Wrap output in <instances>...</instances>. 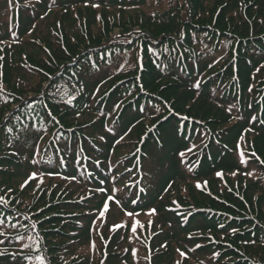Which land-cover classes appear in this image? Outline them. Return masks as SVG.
I'll use <instances>...</instances> for the list:
<instances>
[{"label":"rangeland","instance_id":"1","mask_svg":"<svg viewBox=\"0 0 264 264\" xmlns=\"http://www.w3.org/2000/svg\"><path fill=\"white\" fill-rule=\"evenodd\" d=\"M77 1L13 0L15 12L18 13V18H16L18 21L6 27L3 23L5 18L0 15V22L4 26V28L0 27L2 33L0 36V41H2L0 42V55H5L8 49L10 54H14L17 59L25 61L23 69L32 74V77L28 79L33 80L22 95L12 92L3 83V80V82L0 81V92L4 95V101L0 99V162L4 169L2 175L14 176L10 181H5L6 184L11 182L10 185L14 192H9V196H7L9 188L0 191L2 196L0 202L4 205L7 204L5 206H8L10 210L9 218L0 215L1 225L13 227L12 231L20 232L17 237L26 236L24 248L21 249L26 251L30 245L29 239H31L28 237L34 238L33 235H36L45 239L51 238L59 232L66 233L61 234L63 235L62 239L54 243L57 247L44 252L46 260H43L46 263L43 261V264H55L57 261L59 264H69L70 262L74 264H249L250 258H264V163H262L264 161V144L261 143L262 137L260 135L264 133V122L262 124L250 123L244 115H241L242 110H246L241 102L237 108H230L228 103H223L217 98H210V100L204 98L206 104L198 107V104L202 102H196V94L187 90L186 86L173 84L174 81H177L176 79L165 78L160 81L157 79L159 75L156 76L157 82L155 81L154 85L161 88L162 92H175V94H171L174 98L177 94V96H187L186 93L191 94V96H187L191 100L188 99L189 101L185 103L180 101L183 103L184 115L180 117L176 114L181 121L185 122L184 126L199 128L206 140L202 138L196 147L186 145L185 148V152L188 149L191 150L190 153H187L190 156L184 155L187 158L186 164L189 165L193 161L198 162L197 171L189 172L186 169L181 172V176L171 185L169 190L162 194L158 193L151 202L144 198L146 204L143 206L137 203L136 207L133 208L131 205L130 196L136 193L134 190L130 191L129 196H121V194H117V184L91 179L84 180V178H82L84 187L79 189L75 186L79 181H71L72 175L68 174L62 180L56 177L59 174L51 171L52 167L43 163H30L28 158L25 159L20 156L23 150L19 148V142L15 139L17 128L16 124L11 121V117L22 106L28 103L34 105L36 100L46 96L52 78L62 77L63 72L71 65L66 63L74 51H69L64 44L62 26L70 25L74 28L75 25L85 22V13L88 8L93 10L87 13L88 16L94 11H96L94 12L96 17L105 16L108 19L112 15L109 10H106L107 8L94 7L91 4L76 5V3L89 0ZM136 1L141 2L138 11L143 14L157 0ZM213 1L217 2V0ZM95 2L97 0H92L91 3ZM64 4L72 6L67 9L60 8ZM81 11L83 14L80 13ZM122 11L130 14L128 10ZM175 12L173 7L161 13L160 16L169 17L171 22L174 20L175 14L181 13L180 11ZM64 13H66L65 16ZM70 18L72 19L67 21ZM219 19L216 10L211 11L210 9L208 16L201 22L191 20V23L202 24V28L205 27L204 25L214 28L218 32V38H221L222 41L230 40L233 42L232 45L227 42L223 43L225 52L223 56L216 58H220L216 63L211 64L212 67L207 79L221 75V78L231 80V83H238L240 88L246 87V90L243 89V93L248 95L250 101H258L257 103L264 101V72L258 73L263 64L252 60L244 61L243 58V60L237 59L240 55L238 49L242 40L237 38L236 31L216 27L214 24ZM235 21L237 22V19H232L231 24L236 23ZM244 22L248 21L244 20ZM124 28L125 26L111 30L110 37L115 38L119 34H124L125 31L121 30ZM89 29L94 34L99 33L98 26H92ZM184 29H187L186 24ZM128 30L133 34H138V37L143 35L140 33L142 30L139 26L128 27ZM23 35L24 40L22 41L20 39ZM144 35L151 37L149 32H145ZM68 39L74 43L71 40H75L74 37ZM98 40L99 35L93 39V41ZM164 40V38L160 40L161 44ZM15 42L17 43L14 44ZM86 43L92 42L74 45L72 49L79 51L84 48ZM143 43L149 47L148 40H144ZM133 46L134 48H142L139 41L133 43ZM50 47L51 50H49ZM243 49H246L245 46ZM55 50L58 51L59 58H49ZM130 51L134 50L131 49ZM87 53H89L88 50L83 53V56ZM28 56H31L32 59L36 58L35 61L48 56L45 65L51 63L50 71L33 68L28 61ZM95 62L98 63L99 61L96 60ZM145 62V59L141 61L142 64ZM239 63L245 64L249 70L238 65ZM65 64L66 66L60 69ZM116 65L117 62L112 66ZM110 70H112V75L116 71L114 68ZM107 73L103 78L108 75ZM0 75H2V71H0ZM118 77L123 78L122 76ZM110 80L108 85L118 81L116 78ZM164 84H167L166 88H162ZM37 86L41 88L40 93L38 91L32 92ZM139 86L142 87L140 80ZM177 101L180 105L178 99ZM210 104H214L223 110L226 120L219 118V112H215L214 108L208 106ZM166 107L169 109L171 105L166 102ZM207 107L212 112H208L207 116L204 117L202 115ZM24 110L31 109L25 108ZM172 111H176L175 108ZM48 113L51 116V112L48 111ZM160 114L159 112L153 113L150 115L152 118H142L139 127L155 131L159 123L164 124L166 121V117ZM182 123L179 122L178 126ZM18 125L24 128L21 123ZM214 130L219 131V133ZM87 131L89 130L87 129ZM126 136L117 139L118 144L115 150L121 155L127 153L125 144L135 138L133 135L132 139ZM148 137L149 135H146L139 140L136 152L131 157H139ZM208 140L211 143L214 140L221 146L216 156L217 162L221 163V159L225 157L227 158L226 163L233 169L229 170V168L217 166L213 176L202 178L196 173L202 166L204 168L205 165L209 166L214 162L211 151L207 153L210 144L203 146L205 145L204 141ZM28 142L30 146L26 145L24 152L29 151L33 145L32 141ZM22 145L25 144L22 142ZM197 148L199 149L195 152ZM115 153L117 154V152ZM21 165L30 171L28 174L30 176L25 180L27 183H22L25 174L23 167L17 169L15 175L8 172L12 171L10 170L11 167L18 168ZM33 173H35L34 177ZM218 173L220 175H217ZM47 174L50 175L47 176ZM19 185L23 188H20ZM110 196L112 199H109ZM21 200L30 203L32 208L28 211L14 208L12 203ZM106 203L108 205L107 210H105ZM150 203L151 205H149ZM152 210L155 211L152 212ZM203 219H205L206 225L210 224L211 226L206 228ZM25 220H28L27 222L31 225L33 232H30L31 230L24 225ZM233 222L235 224L230 225ZM134 224L135 231H133ZM54 231L56 233H53ZM35 245L36 248H33L31 252L23 253L21 250H14L20 252V254L14 255L16 263L41 264L42 258L40 257L43 254L44 245L40 247L37 243ZM198 245L199 247H197ZM181 252L185 253V256L182 257Z\"/></svg>","mask_w":264,"mask_h":264},{"label":"trees","instance_id":"2","mask_svg":"<svg viewBox=\"0 0 264 264\" xmlns=\"http://www.w3.org/2000/svg\"><path fill=\"white\" fill-rule=\"evenodd\" d=\"M91 2L92 0L79 2L76 5L91 4L94 7L107 8L106 10L112 13L111 17L108 19L105 16L96 17L94 15L96 11L91 12L88 16L87 13L93 11L88 8L85 13V22L75 25L74 28L70 25L62 26L64 44L69 51H74L66 63L71 65L63 72L62 77L52 78L46 96L36 100L34 105L28 103L22 106L11 117V121L16 124L17 128L15 139L19 142V148L23 150L20 156L25 159L28 158L30 163H43L52 167L51 171L59 174L56 177L62 180L68 174L72 175L71 181L78 180L79 185L75 184V186L79 189L84 187L82 178L117 184V194H121V196L128 195L132 190L139 193L143 189L144 193L141 192V194L148 195L146 201L151 202L158 193L162 194L169 190L171 185L181 176V172L186 169L189 172L197 171L198 162L193 161L189 165L186 164L187 158L184 155L190 153L191 150L188 149L185 152V148L186 145L196 147L202 138L205 139L199 128L184 126L185 122L180 119L185 113L182 102L191 100L187 97L191 94L186 93L187 96H177L176 93V98H174L171 94H175V92H162L161 88L154 85L157 79L160 81L165 78L176 79L177 81H174L173 84L186 86L187 90L196 94V102H202L198 104V107L206 104L204 98L208 100L217 98L223 103H228L230 108H237L241 102L243 108L246 109L242 110L241 115H244L250 123L262 124L264 122V101L259 103H257L258 101H250L248 95L243 93V89L246 87L240 88L238 83H231V80L221 78V75L207 79L212 67L211 64L216 63L220 59L216 58L223 56L225 52L223 43L227 42L232 45L233 42L230 40L222 41L221 38H218V32L209 25H204L205 27L202 28L203 25L200 23H191V20L201 22L208 16L210 9L211 11L216 10V15L220 19L214 25L224 27L225 30L236 31L237 38L242 40L238 49L240 55L237 59L252 60L263 64L258 70V73L261 74L264 72V0H217V2L213 0H157L143 14L138 11L141 2L136 0H97L95 3ZM69 4L61 5L60 8L67 9L72 6ZM173 7L175 13L181 12L175 14L174 20L170 22L169 17L160 16L161 13ZM82 8L85 10L84 7ZM122 10H128L130 14ZM80 13L83 14L82 11ZM125 14L132 16L128 17ZM0 15L5 18L3 21L5 27L18 21L16 19L18 13L15 12L13 0H1ZM65 15L66 13H64ZM234 18L237 19V22L231 24ZM228 20L230 21L228 22ZM244 20L248 22L245 23ZM185 24L187 29H184ZM17 26L19 25L17 24ZM92 26H98V34L91 32L89 28ZM124 26L125 28L121 29L125 31L124 34H119L115 38L110 37L111 30ZM134 26H139L142 30L140 33L143 35L138 37V34H133L128 30V27ZM0 27L4 28L1 22ZM145 32H149L151 37L144 35ZM1 34L0 32V36ZM24 35L20 40H24ZM98 35L99 40L93 41ZM72 37L75 40L71 39ZM68 38L74 43H71ZM162 38L165 40L161 44ZM144 40L149 41V47L143 43ZM137 41L142 44V48H134L133 43ZM85 42L92 43H86L84 48L79 51L72 49L74 45L85 44ZM243 46L246 49H243ZM131 49L134 51H130ZM86 50L89 53L83 56ZM5 53L3 56L0 55V71H2L0 81H4L3 83L12 92L22 95L33 81L28 79L32 77V74L23 69L25 61L17 59L14 54H10L8 49ZM51 55L49 58H59L57 50ZM28 58L33 68L50 71L51 63L45 65L48 56L41 57L37 61L31 56ZM144 59L146 62L142 64L141 61ZM96 60L99 62L96 63ZM115 62L117 65L112 66ZM66 64L60 69L64 68ZM238 65L249 70L245 64L239 63ZM112 68L116 70L113 75L111 74L112 70H110ZM157 70L159 71L157 72ZM106 73L108 75L103 78ZM157 75H159L158 78ZM112 78H116L118 81L108 85ZM139 80L142 87L139 86ZM166 86L167 84H164L162 88H166ZM113 87L114 90H112ZM35 88L32 92L38 91L40 93L41 88L38 86ZM256 90L258 89L256 88ZM0 94V99L4 101L3 93L0 92ZM177 99L179 102L182 101L180 102L181 106ZM166 102L171 105V108L166 107ZM208 106L214 108L215 112H219V118L226 120L223 110L214 104ZM25 108L31 110L25 111ZM173 108L176 111H172ZM48 111L51 112V116ZM158 112L166 117L164 124L159 123L155 131L139 127L142 118H152L150 115ZM208 112L211 113L212 110L207 107L202 116H207ZM168 116L172 117L168 118ZM179 122L183 123L178 126ZM19 123L24 128L20 127ZM139 128L141 129L138 130ZM80 129L86 130L81 131ZM217 132L219 133V131ZM132 135L135 138L125 144L127 153L121 155L115 150L118 144L117 139L121 136L132 139ZM146 135L149 137L141 153H139V157H131L136 152L139 140ZM260 135L262 137L261 143L264 144V133ZM214 140L221 141L219 139ZM214 140L212 143L209 140L204 141V147L210 144L207 153L211 151L214 162L212 165H205L204 168L202 166L196 173L202 178L213 176L217 166L229 168V170L233 169L226 163L227 158L225 157L221 159V163L217 162L216 156L221 146ZM28 141H32L33 145L29 151L24 152L26 145L30 146ZM22 142L25 145H22ZM203 146L200 148L202 149ZM21 167L25 173L22 179V183H24L30 176L28 175L30 171L25 166L11 167L10 170L12 171L8 172L15 175L17 169ZM2 172L4 173V169L0 162V176L3 174ZM49 175L47 174V176ZM13 177V175L8 177L2 175L0 179V191L9 188L7 196H9V192L14 191L10 185L11 182L6 184L5 181H10ZM19 187L23 188L20 185ZM0 198H2L1 194ZM146 201L141 202V205L146 204ZM12 204L17 210L28 211L32 208V205L25 200ZM5 205L0 202V215L9 218L10 210ZM27 221H24V225L31 230L30 232H33ZM203 223L206 225L205 219H203ZM233 224L235 223L230 225ZM208 226L211 225L205 227ZM12 230L13 227H6L0 223V233H2L0 235V264H17L14 255L20 254V252L14 250L24 248L26 236L17 237L20 232ZM61 234L66 233L59 232L57 235L45 239L36 235H33L35 239L28 237L33 241L29 239L30 245L27 251L31 252L33 248H36V243L39 247L44 245L43 254L40 258L45 262L44 252L57 247L54 243L62 239L63 235ZM21 251L27 252L26 250ZM55 264H59V262L57 261ZM69 264L74 263L70 262ZM249 264H264V258H250Z\"/></svg>","mask_w":264,"mask_h":264},{"label":"snow or ice","instance_id":"3","mask_svg":"<svg viewBox=\"0 0 264 264\" xmlns=\"http://www.w3.org/2000/svg\"><path fill=\"white\" fill-rule=\"evenodd\" d=\"M250 90H251V89H250ZM253 155H254V154H253ZM242 162H244V161H242ZM262 163H264V161H262ZM32 175H33V177H34V176H35V173H33ZM217 175H220V173H218ZM30 178H31V177H30ZM25 183H27V181H26ZM198 187H199V185H198ZM109 199H112V197L110 196ZM107 208H108V205H107V203H106V204H105V210H107ZM154 211H155V210H152V212H154ZM101 215H103V212H101ZM129 215H131V213H129ZM133 231H135V224H134V226H133ZM0 235H2V233H0ZM197 247H199V245H198ZM180 255L183 257V256H185V253L181 252ZM41 264H43V261H41Z\"/></svg>","mask_w":264,"mask_h":264}]
</instances>
